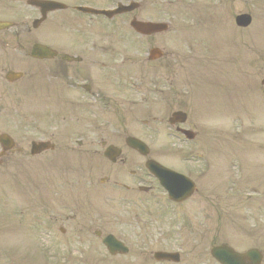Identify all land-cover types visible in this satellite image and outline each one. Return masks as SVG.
Masks as SVG:
<instances>
[{
	"label": "rangeland",
	"instance_id": "rangeland-1",
	"mask_svg": "<svg viewBox=\"0 0 264 264\" xmlns=\"http://www.w3.org/2000/svg\"><path fill=\"white\" fill-rule=\"evenodd\" d=\"M3 2L5 1L0 0L1 12H4L5 5H2ZM184 2L191 3L194 8V15L204 12V7L207 4L210 7L213 6V3L208 0H184ZM10 3L7 6L9 8L11 7ZM23 3H20V9L25 14L26 7H24ZM218 5L217 13L211 16L210 19L204 13L201 16L205 25L213 21V17L217 18V22L209 25L207 29L214 33L212 38L214 36L216 39L221 38L225 34L226 27L231 28L232 26L234 28L233 20L236 15L249 13L253 16L251 29L240 33L233 31L232 42L237 45V49L233 50L231 48L228 50L229 45H224L226 51L223 49V54L225 56L226 69L224 70L222 81L219 80L217 73H215V70H218L220 66L218 63L220 60L219 55L211 54L209 52L210 48H206V46L203 50L204 53L198 50L199 48H196L194 53V55L198 53L197 57L199 58L197 60L194 57L195 61L197 63L203 62L202 69L197 74V82L215 81L221 83L229 81L231 84L228 83L226 85L225 95L223 96L225 111L231 115L241 114V128L238 131L240 134L235 131L232 134L230 124L234 121L236 115L233 118H228L232 121H223V119L220 120L215 115L207 113L215 116L210 119V122H215V124L209 126V129L211 134L219 137V139L216 138L215 142L219 147L222 157L221 164L225 174V180L222 183L221 180H215V183H220V185L213 186L215 190L220 188L219 194L221 196L223 194L227 196L234 193L230 184L234 179L231 162L234 161L235 152L241 153V163L252 164L257 161H264V157L261 154L262 150H264V86L261 83L264 80V0H236L232 4L219 3ZM7 17L13 18V16ZM191 18L193 16H190ZM217 30L222 31L220 34L215 35ZM205 38L207 40L205 43L212 44L210 38L207 39L206 36ZM6 39L10 38L6 37ZM226 41L228 42L229 39L224 36L222 44ZM181 42H178V45ZM213 43L216 47V41L213 40ZM229 44L232 47V44ZM206 49L207 51H205ZM183 51L186 53L185 48H183ZM216 65L218 67H215ZM1 67L12 69L13 66L2 63ZM197 70L198 67L195 65L193 73L197 72ZM226 70H232L233 74H226ZM149 76L147 75L146 78ZM163 76H167L165 71H163ZM147 81L150 83L149 78H147ZM231 81L240 84L236 85ZM161 82L163 84L162 90L166 91L165 78ZM210 86L214 92H217L223 85L214 83ZM150 87L151 84L147 85L148 89ZM147 88H145L146 95L144 94V96L149 98ZM195 89L196 87L194 92ZM164 91L163 94L166 93ZM199 93H202V89ZM156 94L165 97V95H160L159 92ZM219 98L217 94L216 96H210L211 111H217L220 104ZM192 99L193 109L194 106L199 108L198 104L195 103L197 101L195 93L192 95ZM166 102L165 100L164 103ZM26 111L25 113H34L28 108ZM34 118L38 121L40 119L43 120V115L39 113ZM127 125L129 126L128 122ZM50 130L49 127H43L39 123L32 125V119L29 122L20 117L13 120L3 119L0 122V131L11 134L23 148L28 147L32 140L43 139L42 137L44 136L47 138L51 134ZM220 131L225 133L221 135ZM255 150L259 151L258 160H256V157L254 158ZM62 151L63 149L60 147L58 153L46 154L38 158H31L28 154L17 155L9 158L5 167L0 169V264H27L25 256L29 250L32 258L35 259L34 262L29 264H43L49 258L50 264L61 263L63 255H67L69 250L66 247L60 248L59 246L62 240L59 229L64 226L73 228L75 222L78 221H75V215L80 217L82 226L87 228L88 231L87 234L83 233L81 235L83 242L85 238L90 239L89 241L91 239L95 240L94 232L100 230L104 234H116L131 247L135 242H145L150 249H156V243L149 241L147 236L150 234L156 235L157 233L158 237V231L163 230L167 232L168 236H171L168 239L172 243L170 250L182 248L181 264H204L208 259V264H215L211 261L208 254L210 246L221 244L226 241V237L237 241L236 235L231 229L227 231L226 235L224 232H221L223 234L219 233L220 212L207 215L202 210L200 196L203 190L209 189L212 191L213 189V186L206 181L201 184L200 196L194 197L192 202L173 209L169 207L170 215L173 211L177 216L171 215L170 218L169 215V220H167L169 228L164 223H157L149 217L139 218L138 223L133 220L130 211L113 208L112 203L114 202L112 198L114 196L110 194L112 190L108 189V184L106 186L98 185L99 178L102 175H106L104 168L102 171L95 172V168H90L89 164H92L90 161L84 159L83 162H80L68 154L65 155V160L63 161L60 158ZM153 154L154 157H162L164 161H167L166 165L178 170H183L187 166L180 159H178V163L174 157L169 158L166 154ZM242 157L244 160H242ZM223 158L224 161H222ZM101 166L99 165L98 167L101 168ZM244 167L247 168L245 170L246 173L251 166L244 164ZM69 172L74 173V175L69 176ZM220 172L222 173L221 169ZM78 176L82 178L78 184L73 185L76 186L75 190L77 191H75L71 189L70 186L72 185L70 184H72L74 177ZM90 182H94L92 190L97 189L98 191L88 195L85 189L89 192L91 191ZM250 184L259 185V182L253 181ZM83 186L85 189L80 188ZM80 189L81 191H78ZM77 192L78 195H76ZM65 207H69V210H65ZM48 210L50 213H48ZM228 210L232 213L235 211L234 208ZM69 215H72L71 217L73 218H68ZM51 218H53L54 222L51 221ZM170 221L173 222L172 225ZM70 234L73 236V231ZM142 235L146 237V240L141 238ZM85 246L88 247L89 245ZM134 249L137 248L134 246ZM76 250L72 251L78 255L86 251V255L83 253L86 258L85 264H95V262L97 264L104 258V261L100 262L101 264L123 263L122 259L116 262L108 260L103 248L100 246L99 240H95V245L91 246L90 251L85 249L77 252ZM132 254H135L133 250ZM66 258H69L71 262L68 263L69 259H67V262L63 261L64 264H73V262L80 264L78 260L73 261L75 256H72L71 259L67 255ZM77 258L81 259L79 256ZM143 259L146 260V258ZM136 260L139 259L131 256L130 259H127V261L138 264Z\"/></svg>",
	"mask_w": 264,
	"mask_h": 264
},
{
	"label": "flooded vegetation",
	"instance_id": "flooded-vegetation-1",
	"mask_svg": "<svg viewBox=\"0 0 264 264\" xmlns=\"http://www.w3.org/2000/svg\"><path fill=\"white\" fill-rule=\"evenodd\" d=\"M38 1L57 2L63 7L42 10L29 6L26 15L29 27L25 34L27 49L23 53L28 71L26 75L23 73L24 78L12 83H2L1 72L12 71L21 63L18 57L10 54L9 48H17L15 39L22 35L0 34V104L9 98L11 106L10 110H6L0 105V115L4 111L18 114V102L28 93L26 89L35 92L33 84L41 83L36 94H40L43 103L47 102L48 112L56 119L88 122L101 119L112 123L106 130V137L99 138L98 129L82 132L87 148L96 154L101 152L99 148L103 150L111 145L129 149L127 140L130 132L125 124L129 115L134 117L143 112L155 121L156 117L152 115L161 112V99L167 101L171 89L177 90L176 79L186 58L174 51L175 41L177 35L188 37L192 34L191 27L185 25V19L181 21L190 7L183 0ZM120 3L137 5L113 17L80 10H109ZM135 21L164 23L168 31L141 34L131 27ZM181 29L185 34L177 33ZM36 45L52 51L43 60L31 59ZM2 63L13 67L10 70L2 68ZM163 71L167 73L166 77ZM147 75H150L147 77L150 83ZM163 78L169 91L162 90ZM149 84L151 87L148 89ZM145 88L149 98L144 96ZM163 91L166 93L163 94ZM157 92L165 97L159 96V102H154L153 93ZM111 129H116V134L111 135ZM261 165L264 181V162ZM254 191L259 193L260 198L242 205L235 227L238 235L241 234L252 245L251 249L261 252L264 264V182Z\"/></svg>",
	"mask_w": 264,
	"mask_h": 264
},
{
	"label": "water",
	"instance_id": "water-1",
	"mask_svg": "<svg viewBox=\"0 0 264 264\" xmlns=\"http://www.w3.org/2000/svg\"><path fill=\"white\" fill-rule=\"evenodd\" d=\"M242 23H243L244 25L248 24V23H249V18L247 19V22L242 21ZM2 27H3V24H0V28H2Z\"/></svg>",
	"mask_w": 264,
	"mask_h": 264
}]
</instances>
